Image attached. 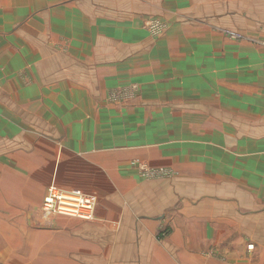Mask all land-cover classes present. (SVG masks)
Returning a JSON list of instances; mask_svg holds the SVG:
<instances>
[{"label":"crops","instance_id":"0c3cea01","mask_svg":"<svg viewBox=\"0 0 264 264\" xmlns=\"http://www.w3.org/2000/svg\"><path fill=\"white\" fill-rule=\"evenodd\" d=\"M0 261L264 264V0H0Z\"/></svg>","mask_w":264,"mask_h":264},{"label":"built area","instance_id":"2783aa9c","mask_svg":"<svg viewBox=\"0 0 264 264\" xmlns=\"http://www.w3.org/2000/svg\"><path fill=\"white\" fill-rule=\"evenodd\" d=\"M152 28L155 32H160L162 29H164L159 22H154L152 23ZM150 30V29H149ZM151 32V30H150ZM146 165L143 166H139V168H141V171L143 172L144 175L150 177V178H154V179H159V177L161 178H167L171 176V173L169 171L166 170H158V171H153L152 172H147L146 171ZM65 193L61 192V191H57L56 193L54 191H52L51 189H49L47 196L45 197L42 209L43 210H47V211H51L52 213H64V214H71L74 216H78L81 218H87V219H93L95 216V205H97V202L94 198H89L90 196H83L82 203L79 202H75L76 204L73 206H64L62 203L63 202V196ZM80 193L78 192H69V197L70 198H75V197H79ZM92 199V200H91ZM74 202V201H72ZM88 204L91 207H88ZM71 208V209H70ZM252 247H249V250H252Z\"/></svg>","mask_w":264,"mask_h":264},{"label":"rangeland","instance_id":"374dc122","mask_svg":"<svg viewBox=\"0 0 264 264\" xmlns=\"http://www.w3.org/2000/svg\"><path fill=\"white\" fill-rule=\"evenodd\" d=\"M159 22V24L164 28V29H162L160 32H155L154 30H153V28H152V23H154V22ZM167 24H166V22L165 21H162V20H160V18H156V17H154V18H152V19H149V20H147V22L144 24V28L146 29V31L149 33V35L151 36V37H155V38H160V37H162L166 32H167ZM151 30V32H150V30ZM140 166H143V165H141L140 164ZM163 170H165V169H163ZM140 171H141V169H140ZM147 171V170H146ZM153 171H157V170H153ZM166 171H168V170H166ZM147 172H152V170H148ZM170 172V171H169ZM171 173V176L170 177H167V178H163V179H173L174 177V173L173 172H170ZM142 176L144 177V179H146V180H154V178H150V177H148V176H146V175H144L143 174V172H142ZM159 178H161V177H159ZM51 190L52 191H54L55 193L59 190V191H61V192H63V193H65L64 194V196H63V202L64 203H62L64 206H66V207H68V206H73V205H75L76 203L75 202H79V203H82L81 201H82V198H79V197H83V196H85V194H83V195H80L79 197H76V199H74V198H70L69 197V192H74V191H63V190H61V189H59V188H56V187H53V188H51ZM86 197V196H85ZM90 198V197H89ZM80 199H81V201H80ZM92 200V199H91ZM72 201H74V202H72ZM96 206V205H95ZM88 207H91V206H89V204H88ZM71 209V208H70ZM46 211L45 210H43L42 209V213H44V219H46V220H48V213H45ZM95 216H94V218L91 220V219H87V218H81V217H78V216H74V215H71V214H69V215H67V214H64V213H52V212H50L51 214L50 215H54V214H62V215H65V216H67L66 218H67V221L69 222V220L71 221V219H75V220H77V221H79V222H81V223H86V222H93V221H95V219H96V209H95ZM49 215V216H50ZM61 216V215H60ZM55 218V217H54ZM47 223V222H46ZM37 227H41V226H37ZM62 227V226H61ZM63 228H67V229H69V228H71V225H69V226H63ZM162 232H164V230H162ZM163 235H168L167 234V232L165 231L164 233H163ZM162 235V233H161V237H160V239L161 238H164V236ZM249 247H252V245H250ZM249 247H248V249H249ZM0 264H3L1 261H0Z\"/></svg>","mask_w":264,"mask_h":264},{"label":"bare ground","instance_id":"6f19581e","mask_svg":"<svg viewBox=\"0 0 264 264\" xmlns=\"http://www.w3.org/2000/svg\"><path fill=\"white\" fill-rule=\"evenodd\" d=\"M141 169V168H140ZM146 170L148 171L149 169L146 167ZM79 198H83V197H79ZM74 199H76V197L74 198ZM80 201H81V199H80ZM81 202H83V200L81 201ZM90 206V205H89ZM46 212L45 213H50L51 211H47V210H45Z\"/></svg>","mask_w":264,"mask_h":264}]
</instances>
